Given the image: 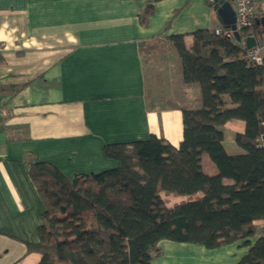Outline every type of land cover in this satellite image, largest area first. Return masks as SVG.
Instances as JSON below:
<instances>
[{
    "label": "crops",
    "instance_id": "obj_1",
    "mask_svg": "<svg viewBox=\"0 0 264 264\" xmlns=\"http://www.w3.org/2000/svg\"><path fill=\"white\" fill-rule=\"evenodd\" d=\"M145 4L0 0V264H37L40 259L26 245L37 240L45 208L29 173V159L48 161L69 178L99 172L118 165L103 154L105 143L155 134L177 146L182 113L169 103L201 106L199 86L183 81L179 57L167 36L182 34L190 46L194 31L223 26L213 5L208 0H157L143 25L139 12ZM255 10L262 12L264 4ZM159 40L170 46L173 58L163 51L149 61V94L139 42ZM243 129L240 120L224 125L228 153L242 152L234 135ZM202 167L216 173L207 155L202 156ZM259 225L264 233V223ZM194 247L210 258L206 263L193 259L192 250L180 251L194 264H236L248 249L240 242L212 252ZM176 253L162 248L152 264H173L170 259Z\"/></svg>",
    "mask_w": 264,
    "mask_h": 264
},
{
    "label": "trees",
    "instance_id": "obj_2",
    "mask_svg": "<svg viewBox=\"0 0 264 264\" xmlns=\"http://www.w3.org/2000/svg\"><path fill=\"white\" fill-rule=\"evenodd\" d=\"M154 1L139 12L141 24ZM256 14L243 35L260 43L264 10ZM192 38L186 46L182 34L167 36L183 81L197 83L201 95L197 108L169 103L182 113L177 146L155 134L105 143L103 154L118 165L71 178L29 159L45 206L37 240L26 243L40 254L37 264H152L164 240L208 249L240 242L248 249L236 264H264V147L257 141L264 135V64L245 59L247 48L213 29ZM149 42H139L140 50ZM233 120L244 123L234 135L242 150L236 154L223 145L224 125ZM204 155L216 173L203 170ZM161 194L186 200L168 206Z\"/></svg>",
    "mask_w": 264,
    "mask_h": 264
},
{
    "label": "rangeland",
    "instance_id": "obj_3",
    "mask_svg": "<svg viewBox=\"0 0 264 264\" xmlns=\"http://www.w3.org/2000/svg\"><path fill=\"white\" fill-rule=\"evenodd\" d=\"M259 4H262L259 0H255V6ZM174 50V49H173ZM164 51V56L168 57V59L172 61L173 58V54L171 51L170 46L164 41H155V42H149L146 46V48H142L141 49V55H142V59H143V63H144V67H145V72L147 75V84H146V90L148 91L149 94H151V86L150 84H148L150 78H151V74L153 72V68L150 66L149 61L155 57V60L157 59V56L159 57L161 55V53ZM262 53H264V49L262 50ZM176 54V52H175ZM177 55V54H176ZM161 61V60H160ZM160 61L156 62V65L158 66ZM207 168L209 169L208 165H204V169L207 170ZM215 172V169H214ZM163 200L165 201L166 205L171 206L173 204H175L178 201H181V199L177 198V197H167L165 195H162ZM161 247L163 248V250H165L166 248L171 249L172 252H175L177 250L176 255H174L173 257H171V261L173 264H177L175 261H187L189 259H186L184 256V259H182L183 257L180 256V251H191L194 252L193 259H197V260H203V261H207L210 259L207 257V255H205L203 253V251H199L197 247L194 246H198L200 248H202V250L207 251H211L214 250L215 248H205L201 245L198 244H185V243H179V242H175V241H166V242H161ZM177 261V262H178ZM175 262V263H174ZM179 264H182L183 262H178ZM187 264H194V262L192 261H187Z\"/></svg>",
    "mask_w": 264,
    "mask_h": 264
},
{
    "label": "built area",
    "instance_id": "obj_4",
    "mask_svg": "<svg viewBox=\"0 0 264 264\" xmlns=\"http://www.w3.org/2000/svg\"><path fill=\"white\" fill-rule=\"evenodd\" d=\"M231 3L233 5L235 14V26L237 32L239 33L240 39L236 40L234 38V31L229 27L217 26L213 28V31L215 34H223L228 36L241 46H244V38L246 36L243 35V31L244 29L251 27L257 18L255 0H232ZM263 48L264 39L260 43L256 42L254 46L248 48L244 58L255 64L263 63ZM257 141L261 147H264V135Z\"/></svg>",
    "mask_w": 264,
    "mask_h": 264
},
{
    "label": "water",
    "instance_id": "obj_5",
    "mask_svg": "<svg viewBox=\"0 0 264 264\" xmlns=\"http://www.w3.org/2000/svg\"><path fill=\"white\" fill-rule=\"evenodd\" d=\"M213 9L217 14V20L224 27L231 28L234 32V38L236 40L240 39L239 33L236 30L235 26V14L232 4L226 0H214ZM255 39L253 36L248 35L244 38V47L251 48L255 45ZM263 64H264V56H263Z\"/></svg>",
    "mask_w": 264,
    "mask_h": 264
}]
</instances>
